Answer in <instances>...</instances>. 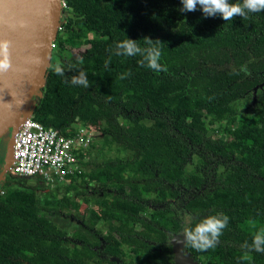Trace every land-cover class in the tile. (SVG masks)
<instances>
[{
  "label": "trees",
  "instance_id": "obj_1",
  "mask_svg": "<svg viewBox=\"0 0 264 264\" xmlns=\"http://www.w3.org/2000/svg\"><path fill=\"white\" fill-rule=\"evenodd\" d=\"M63 1L33 118L65 137L98 123L102 137L95 159L78 152L81 171L59 195L12 175L0 183V264H100L99 237L126 264H175L168 239L221 213L229 222L216 246L185 252L197 264H264L251 247L264 229V11L225 22L199 5L181 12V0ZM145 36L165 42L166 71L115 54L117 42ZM77 70L89 87L70 83Z\"/></svg>",
  "mask_w": 264,
  "mask_h": 264
},
{
  "label": "water",
  "instance_id": "obj_2",
  "mask_svg": "<svg viewBox=\"0 0 264 264\" xmlns=\"http://www.w3.org/2000/svg\"><path fill=\"white\" fill-rule=\"evenodd\" d=\"M62 0H0V41L9 42L11 66L0 72V140L8 134L0 182L11 163L13 136L33 116V98L41 96L51 66L52 44L65 18ZM174 250L175 264H197Z\"/></svg>",
  "mask_w": 264,
  "mask_h": 264
},
{
  "label": "clouds",
  "instance_id": "obj_3",
  "mask_svg": "<svg viewBox=\"0 0 264 264\" xmlns=\"http://www.w3.org/2000/svg\"><path fill=\"white\" fill-rule=\"evenodd\" d=\"M181 4V12L196 11L199 5L204 17L219 15L225 22L233 20L237 16L246 18L249 13L264 11V0H236V2H230V0H181ZM139 40H143L147 47L142 48L138 43ZM164 44L165 42L160 39H153L148 36L141 39L127 37L117 42L115 54L128 57L140 55L142 59L138 63L141 66L146 65L156 72L166 71V68L160 63ZM9 47L8 41H0V72L7 71L11 66ZM55 72L61 77L65 76V71L61 66H57ZM123 78L124 76H121V79ZM70 83L74 86L89 87L87 73L83 70H77V73L72 75ZM228 222L229 217L222 213L207 216L196 223L194 227L183 229L184 243L197 251L214 248ZM251 247L255 251L264 252V229L254 235Z\"/></svg>",
  "mask_w": 264,
  "mask_h": 264
},
{
  "label": "built area",
  "instance_id": "obj_4",
  "mask_svg": "<svg viewBox=\"0 0 264 264\" xmlns=\"http://www.w3.org/2000/svg\"><path fill=\"white\" fill-rule=\"evenodd\" d=\"M61 3L66 7L63 0ZM51 46L53 49L54 45ZM75 129L77 133L73 137H65L57 130L44 127L33 116L27 118L13 136L8 174L49 185L60 184L67 177L79 174L78 152H85L93 137L86 126L76 125Z\"/></svg>",
  "mask_w": 264,
  "mask_h": 264
},
{
  "label": "flooded vegetation",
  "instance_id": "obj_5",
  "mask_svg": "<svg viewBox=\"0 0 264 264\" xmlns=\"http://www.w3.org/2000/svg\"><path fill=\"white\" fill-rule=\"evenodd\" d=\"M7 139H8V137H6V138L3 137L0 140V156H1L0 157L1 158L0 159V172L3 169L4 153H5V147H6ZM8 175H10V174H7L6 176H8ZM180 214H181V216H183L185 218L187 217V216H185L186 212H184V211L180 212ZM105 231H106V229H102L103 233H105ZM181 243H184V237H183L182 233H177L176 235H174L168 239L167 244L170 247V250L166 251V253L168 256H171V258L173 260H174V254H173L174 246L175 245L180 246ZM92 244H94L91 247V249L94 251V255L96 256L95 261L99 262L100 264H126L129 261V259L127 257H125L124 260H121L119 257L113 255L112 252L113 251L116 252L115 250H117L116 242L112 243L113 246H108L109 243L105 242L101 237H99L98 242L94 241V242H92ZM122 249H123V253L125 255H133L137 248H136V245L134 243H122ZM184 253H187V252H185V250H184ZM90 261L93 262V260H90Z\"/></svg>",
  "mask_w": 264,
  "mask_h": 264
},
{
  "label": "rangeland",
  "instance_id": "obj_6",
  "mask_svg": "<svg viewBox=\"0 0 264 264\" xmlns=\"http://www.w3.org/2000/svg\"><path fill=\"white\" fill-rule=\"evenodd\" d=\"M83 50H84L83 48L71 50V52H69V55H72L74 57H80L81 54L84 52ZM255 101H256V99H255ZM79 126H81V128L86 126L92 132L93 141H92V144H90L85 149V153L89 155V158L88 159H90V157H91V159H95L96 158V153H95L93 147L95 146V144H94L95 141L99 140V138L102 137L101 125L97 123V124H92V125L80 124ZM4 137L5 138L8 137V134L6 136H4ZM117 151L119 153H116ZM111 155L113 157L114 156H118V158H121V159H128L130 157V152L128 150L123 149V148H120V147L119 148L118 147H114ZM26 180H27L26 183L29 186L35 187L37 189V193L39 195H44V193H46L49 190L50 191L52 190L56 195L57 194L58 195L60 194L59 191H58L59 184H50L49 185V184H47L45 182H41V181L30 180V179H26ZM179 248H180L179 245H177V246L175 245L174 246V250H176V252H179L180 251V250H178ZM174 250H173V254H174Z\"/></svg>",
  "mask_w": 264,
  "mask_h": 264
}]
</instances>
